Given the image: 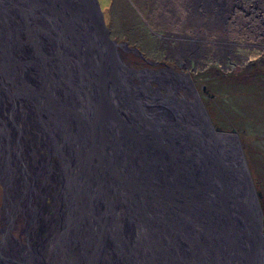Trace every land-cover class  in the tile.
Returning a JSON list of instances; mask_svg holds the SVG:
<instances>
[{"label":"bare ground","instance_id":"6f19581e","mask_svg":"<svg viewBox=\"0 0 264 264\" xmlns=\"http://www.w3.org/2000/svg\"><path fill=\"white\" fill-rule=\"evenodd\" d=\"M222 1L181 2L191 13L199 7L217 15ZM0 12V179L8 185V194L18 190L14 208L23 213L31 209V221L41 210L43 229L49 228L48 213L39 203L37 211L40 196H48L60 212V232L47 229L45 245L34 235L36 243L4 252H17L10 256L25 255L26 261L37 264H253L251 254L256 256L254 264H264V245L255 252L253 225L236 205L222 207L210 192L186 202L189 193L173 184L204 183L209 177L224 196L238 201L246 194L237 140L233 145L216 128L212 133L187 116L182 120L175 107L179 103L159 97L176 96L175 89L184 85L193 90L200 108L193 82L187 87L170 65L130 67L116 42L111 68L118 70L126 95L115 83L107 104L93 81L96 61L91 63L82 40L44 16L40 6L29 10L18 8L16 0H0ZM61 53L67 56L65 65ZM150 72L159 73L154 81L169 84L167 92L129 77L141 80L146 73L150 78ZM188 73H183L186 78ZM200 110L199 116L207 119L204 108ZM95 141L100 146L107 142L106 154L94 148ZM53 150L61 152L54 166ZM205 164L207 172L200 167ZM111 166L148 184L126 183ZM46 174V185L45 180L36 182ZM65 183L66 220L62 202L55 201L56 190ZM40 190L44 193L38 196ZM40 248L52 255L43 256Z\"/></svg>","mask_w":264,"mask_h":264},{"label":"rangeland","instance_id":"374dc122","mask_svg":"<svg viewBox=\"0 0 264 264\" xmlns=\"http://www.w3.org/2000/svg\"><path fill=\"white\" fill-rule=\"evenodd\" d=\"M98 1L110 36L115 38L117 50L126 64L150 69L170 65L174 71L189 72L210 123L217 126L218 131L224 133L222 138H227L231 144H236L238 139L254 186L260 193L258 200L262 210L261 228L264 231V0H223L217 15L214 10L205 12L199 7L191 13L182 0ZM127 45L131 49L125 48ZM59 56L62 57L61 63H64L67 56L63 53ZM143 75L146 76V73ZM143 75L140 76L141 80L136 75L129 77L140 83L146 79L153 82L159 73L150 72L153 76L150 78ZM189 79L184 78L187 87L191 84L186 81ZM58 152L61 153L52 151L53 166L56 160L57 163L61 160ZM60 173L64 178V174ZM47 177V174L39 176L36 182L45 180L46 185ZM2 180L5 182L2 178L0 182ZM231 180L233 189L239 190L234 178ZM66 183L56 190L59 197L55 196L58 205L62 202L61 215L65 220L68 217V202L63 195L64 192L67 194ZM42 192L40 190L37 195H42ZM38 196L36 199H39ZM44 201V196H40L36 202L37 211L40 207L38 203L45 211ZM50 209L53 213L44 217L49 228L39 232L40 245H45L42 239L46 237L47 229L60 232V212L51 201ZM40 212L38 215L41 217ZM42 225H45L44 221ZM71 226L75 233L77 228L73 222ZM41 253L45 257L47 254L52 255L50 249L46 252L41 249ZM15 254L18 253H10L11 256Z\"/></svg>","mask_w":264,"mask_h":264},{"label":"water","instance_id":"95a60500","mask_svg":"<svg viewBox=\"0 0 264 264\" xmlns=\"http://www.w3.org/2000/svg\"><path fill=\"white\" fill-rule=\"evenodd\" d=\"M33 4V5H31ZM16 5L18 8H28L31 9L32 6H40L43 9V14L47 18L55 21L56 23H60L61 26L67 31L68 34H73L78 40H82L83 44L85 45V52L90 57L91 63L96 61L97 69L94 71L93 74V81L99 87L100 97L102 102L106 100L108 104L110 102V90L112 89L113 85L116 83V89L118 86L121 87V90H118L121 93H125L123 86L121 85V81L119 80V72L116 68L112 70L111 68V59L114 53V45L116 44L115 38H112L109 33V28L104 22L103 12H101L100 4L98 0H16ZM1 13V12H0ZM113 50V51H112ZM116 52V51H115ZM139 53V52H138ZM166 68L168 67L165 66ZM174 72V71H173ZM92 73V72H91ZM176 73V72H175ZM188 73V72H187ZM189 74V73H188ZM190 74L188 78H190ZM191 80V78H190ZM192 82V80H191ZM193 89H195V84L193 83ZM193 93V90H192ZM161 98L169 99L172 104H175L177 110L179 111V117L182 120H186L187 117L200 122L201 127L206 130H209L213 133V129L218 127H214L210 123V119L208 114L205 111V107L203 103H201V107L197 108L196 103L193 101V98H182L178 96H174L172 94L166 93H158ZM194 94V93H193ZM192 99V100H190ZM107 108V115L111 118L114 117L113 109L111 106ZM206 113L207 119L202 114L200 117L199 111L200 109ZM187 116V117H186ZM209 120V121H208ZM121 127L127 128V125L123 122H120ZM238 142V139H237ZM96 144V141H95ZM95 149H99L102 151L103 154L107 153V142L100 146L96 144ZM154 148V147H149ZM240 154H242L241 147ZM170 153V152H169ZM183 156L187 155V152L182 154ZM241 160L239 165H243L241 168L242 176H244L245 186H246V194L244 193L243 196L237 200L232 199L229 196H224V194H220L218 190H216L211 183L209 177H206L204 183L196 182L187 184H179L173 183L176 188L181 189L189 193L187 198H184L186 202H190L192 198H196L199 195H205L207 192L212 194V197L218 201L222 207L230 206L229 204L232 203L236 205V208L244 215L245 218L249 219L250 225H253V229L255 232V241L253 244V249L255 252H260L261 246L264 245V231L262 226V210L259 205V192L256 190L254 186V182L252 179V175H250L249 167L246 164V160L244 158V154L241 155ZM109 163V162H108ZM203 170L205 169L206 172L208 170L207 165L200 166ZM111 171L115 172L119 177L125 181L126 183L131 184H145L148 181L144 180L143 178H138L133 176L132 174L120 171L117 172L113 166L109 168ZM108 169V171H109ZM173 170L171 171V173ZM196 182V183H195ZM148 184V183H147ZM172 184V185H173ZM263 247V246H262ZM2 250V249H1ZM30 250V249H29ZM3 253V254H2ZM24 253V251L20 252ZM36 252L35 254H37ZM254 256L251 254V258L254 264ZM33 258V256H32ZM33 260V259H32ZM37 262V261H35ZM0 264H37V263H29L25 260L24 256H17L16 258L11 257L9 253L4 252L3 250L0 251Z\"/></svg>","mask_w":264,"mask_h":264},{"label":"flooded vegetation","instance_id":"af4514ba","mask_svg":"<svg viewBox=\"0 0 264 264\" xmlns=\"http://www.w3.org/2000/svg\"><path fill=\"white\" fill-rule=\"evenodd\" d=\"M161 67H165V66H161ZM152 69H156V68H152ZM178 72L179 74L177 78L181 79L182 81H185L184 80L185 76L183 74L184 72L181 70H178ZM138 80L136 81L135 79V81L134 80L133 81L135 83L136 82L140 83V81ZM186 81L191 82L190 79ZM140 84L153 85L155 87H158V89H160L163 92H167L169 89L168 88L169 84L162 82L160 79L153 82L151 80L146 79L144 83H140ZM187 90L188 89L184 85H180L179 89L177 88L175 89L174 94H176V96L178 97L183 96L184 98H193V97L195 98V95L193 93L192 96L190 95L189 97L190 90H188L189 93H187ZM8 188H9L8 185L2 180L0 182V249L26 247L29 246V242L35 240L33 238L34 235H39V232H42L43 229L41 227L42 220L40 217L35 215L36 212H34L32 214L37 216V218H35V221H31L32 218L29 217V215L32 212L31 209L28 210L29 212L23 213L22 209L17 210L16 208H14L15 203L17 201V197L19 198V196L17 195L18 190L10 189V194H8L7 192V190H9ZM49 201H51L50 198L46 196L43 206H45V211L50 215L51 212L53 213V210L52 209L49 210ZM30 238L33 239L30 240Z\"/></svg>","mask_w":264,"mask_h":264}]
</instances>
